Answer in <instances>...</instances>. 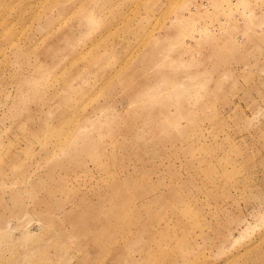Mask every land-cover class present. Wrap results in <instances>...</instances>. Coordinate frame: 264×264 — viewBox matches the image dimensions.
<instances>
[{
    "label": "rangeland",
    "instance_id": "374dc122",
    "mask_svg": "<svg viewBox=\"0 0 264 264\" xmlns=\"http://www.w3.org/2000/svg\"><path fill=\"white\" fill-rule=\"evenodd\" d=\"M0 264H264V0H0Z\"/></svg>",
    "mask_w": 264,
    "mask_h": 264
}]
</instances>
